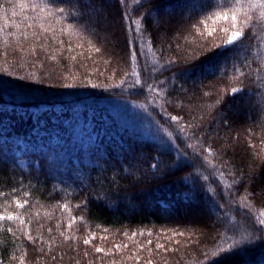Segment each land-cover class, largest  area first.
<instances>
[{"label":"trees","instance_id":"trees-1","mask_svg":"<svg viewBox=\"0 0 264 264\" xmlns=\"http://www.w3.org/2000/svg\"><path fill=\"white\" fill-rule=\"evenodd\" d=\"M19 2L0 0V264H264V9L242 0L224 46L236 0Z\"/></svg>","mask_w":264,"mask_h":264},{"label":"snow or ice","instance_id":"snow-or-ice-1","mask_svg":"<svg viewBox=\"0 0 264 264\" xmlns=\"http://www.w3.org/2000/svg\"><path fill=\"white\" fill-rule=\"evenodd\" d=\"M120 2L122 3L123 0H120ZM138 3H140V0H137ZM236 4H237V7H234L232 9H230V12H222V13H218L217 14V18L218 19H224V20H228L229 18L231 19V31H230V34L227 36V38L223 41V45L224 46H233L236 44V42L238 41H241L242 38L244 37V33L237 27V21H238V17L236 15V12L240 10V8L243 6L242 5V0H236ZM21 12H25V10L27 9H31L33 12H37V11H40V12H44L47 10L48 8V3L45 2V3H37L35 2V0H31V2H24V0H20V2L16 5ZM247 7L249 9L251 8H261V9H264V0H250V2L248 3ZM65 10L63 8H56V12H59V13H63ZM231 13V15H230ZM261 16L264 17V11L261 12ZM27 17H25L26 19ZM252 19L251 16H248L247 17V20L245 21V23L247 22H250ZM135 23L137 25H139L140 21H135ZM29 27H31V25H29ZM209 36L212 35L211 32L208 33ZM217 47H220L219 45H217ZM137 57V53L135 51L132 52V59L135 60ZM240 75L242 76L243 73L241 72ZM140 80H137L136 81V85H140ZM161 83H163V81H161ZM240 83H243V81L241 80ZM147 88L149 89H152L153 91L155 89H153L152 85L151 84H147L146 85ZM242 89L241 88H238V87H232L230 89V92L228 93L229 95H232V96H235L237 93L241 92ZM205 95H208V93H205ZM221 101L218 99L217 100V103H220ZM166 119H170L172 122H179L182 120V117L180 116H177V115H171L170 117H168L167 115L165 116ZM224 123L227 125L228 121L225 120ZM189 127H191V125H189ZM183 130V129H182ZM162 131L169 137H171L172 133L168 131L167 127H162ZM195 135V134H194ZM189 148L193 147V145L189 144L188 145ZM175 151H179V148H175L173 149ZM203 152L207 153L208 155H212V150L211 148L209 147H205L203 149ZM187 163V155L186 154H182V157L180 160H178L176 162V164H174L173 166V170L179 168L181 166V164H186ZM152 169H159V165L157 163H153L151 165ZM154 174V173H153ZM189 176L191 175V173L188 174ZM193 184H195V181H193ZM186 199H190V197H185ZM15 205L17 208H23L24 207V204L21 203L20 201H15ZM67 207V205H61V211H63L65 208ZM259 217H260V225L261 226H264V211H261L259 213ZM17 219V217L13 216L11 213H9L7 216L5 215H0V221H3V220H9V221H13ZM73 222H75V218H73ZM21 223H23V221H21ZM69 228H71V224L68 225ZM182 235V233H180ZM61 235H63V232L61 233ZM133 236H135V233H133ZM94 238V237H93ZM83 243L85 245H89L91 244V239H84ZM149 244H151L152 242L151 241H148ZM237 243H239L237 241ZM121 245L117 244L115 245V248L117 249V251H119ZM125 248L128 247V245H124ZM163 245H160V244H157L156 245V248L157 249H160L162 248ZM142 250V249H141ZM95 251L97 253H102L104 252V249H102L101 247H96L95 248ZM220 251L222 253H226L228 251H231V248L229 249H223L221 248ZM53 259H55V257H53ZM21 264H23V261L21 262ZM137 264H139V261H137ZM147 264H153V261L151 259H149L147 261ZM214 264V262H213Z\"/></svg>","mask_w":264,"mask_h":264},{"label":"rangeland","instance_id":"rangeland-1","mask_svg":"<svg viewBox=\"0 0 264 264\" xmlns=\"http://www.w3.org/2000/svg\"><path fill=\"white\" fill-rule=\"evenodd\" d=\"M144 49L146 50V53L149 54L150 48H149V46H147V44H144ZM100 104L106 105L108 107L109 106L110 107H113V106H116V107L126 106V107H129L130 111H132V112L138 110V111L142 112V115L145 114L146 116L148 115V116L152 117L149 107L145 106L144 104L138 105V104H136L134 102L132 103V102H129L127 100L121 101V100H118V99L104 101V102H102ZM173 123H175V122H173ZM177 131H178V134L182 137V139H186V136H185L183 130L180 128V126H177Z\"/></svg>","mask_w":264,"mask_h":264}]
</instances>
